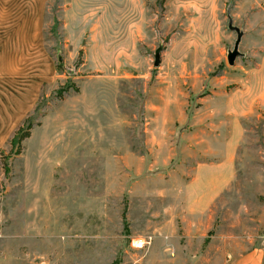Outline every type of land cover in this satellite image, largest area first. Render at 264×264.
I'll return each instance as SVG.
<instances>
[{"label": "rangeland", "instance_id": "obj_1", "mask_svg": "<svg viewBox=\"0 0 264 264\" xmlns=\"http://www.w3.org/2000/svg\"><path fill=\"white\" fill-rule=\"evenodd\" d=\"M44 40L57 76L0 149V264H264V0H47Z\"/></svg>", "mask_w": 264, "mask_h": 264}, {"label": "crops", "instance_id": "obj_2", "mask_svg": "<svg viewBox=\"0 0 264 264\" xmlns=\"http://www.w3.org/2000/svg\"><path fill=\"white\" fill-rule=\"evenodd\" d=\"M46 3L47 0H0V149L35 108L43 87L52 83L57 76L56 63L44 40ZM261 88L264 89V82ZM253 102L252 99L247 102L249 109ZM226 105L229 106L228 102ZM226 112L230 113L229 110ZM241 131L237 122L234 134L226 141L230 148L236 147ZM200 171L216 175L208 199L204 203L189 202L193 211L205 210L230 182L233 156L229 155L219 163L200 164L187 187L197 181ZM259 255V250L253 251L242 256L235 264H251L247 260L251 261L252 258L255 263Z\"/></svg>", "mask_w": 264, "mask_h": 264}, {"label": "water", "instance_id": "obj_3", "mask_svg": "<svg viewBox=\"0 0 264 264\" xmlns=\"http://www.w3.org/2000/svg\"><path fill=\"white\" fill-rule=\"evenodd\" d=\"M227 16H228V23H227L228 28L230 30H234L236 32V39L234 41L233 47H232V49H229L227 51V62H228V64L233 65L236 57L239 55H242V52L239 51V43L241 41L243 31L239 27L233 25L232 18L230 17V15H227ZM162 50H163V46H162V44H159L158 47L154 51V62H153L154 66L159 65L160 53ZM57 60H58V62H62V57H61L60 53H58Z\"/></svg>", "mask_w": 264, "mask_h": 264}, {"label": "trees", "instance_id": "obj_4", "mask_svg": "<svg viewBox=\"0 0 264 264\" xmlns=\"http://www.w3.org/2000/svg\"><path fill=\"white\" fill-rule=\"evenodd\" d=\"M26 122V119L24 118L23 120H22V125L24 124ZM22 125H18L17 127H16V129L13 131V136H12V139H11V141L10 142H12V140L14 139V136L16 135V134H18V136H17V145L18 146H20V143H21V141L23 140V139H25L26 137H28L29 135H30V128H31V125L30 124H27V129H22Z\"/></svg>", "mask_w": 264, "mask_h": 264}, {"label": "bare ground", "instance_id": "obj_5", "mask_svg": "<svg viewBox=\"0 0 264 264\" xmlns=\"http://www.w3.org/2000/svg\"><path fill=\"white\" fill-rule=\"evenodd\" d=\"M135 243H136V245H140V244H142L141 241H136Z\"/></svg>", "mask_w": 264, "mask_h": 264}]
</instances>
